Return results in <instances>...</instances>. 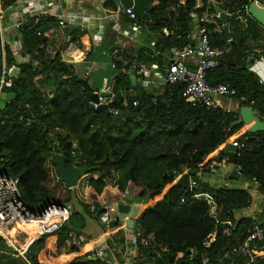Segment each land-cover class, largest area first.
I'll use <instances>...</instances> for the list:
<instances>
[{
    "label": "trees",
    "instance_id": "trees-1",
    "mask_svg": "<svg viewBox=\"0 0 264 264\" xmlns=\"http://www.w3.org/2000/svg\"><path fill=\"white\" fill-rule=\"evenodd\" d=\"M16 1L0 0L1 8L5 10ZM134 2L137 20L132 21L154 33L155 49L162 51L171 46L195 45L191 38L192 13L203 16L215 12L216 7L210 0ZM216 2L232 18L227 30L222 28L211 35L214 46L225 53L219 65L208 71L207 82L235 89L240 107H252L264 121V83L251 70V60L260 57L253 52L264 48V26L242 8L244 0ZM132 3L133 0H122L124 6ZM105 7L120 9L115 0H108ZM50 21L55 19L42 18L37 23L31 19L19 29L24 62L17 64L6 47L7 66L17 65L20 72L12 78V87L6 88L7 92H15L16 98L0 109V173L20 179V193L28 209L41 213L53 203L67 206L72 200L71 189L65 187L70 191L65 203L55 197L48 185L52 178L49 162L59 174L55 157L62 155L68 168H86L89 174L98 175L88 182L97 193L104 190L114 171L119 172L118 186L123 194L129 182L140 186L135 200L142 208L135 231L155 238L150 247L138 243L140 264H202L205 256L210 264H264V258L254 260L251 255L264 254V223L236 216L253 202L249 187L216 186L204 180L228 158L229 163L241 167L239 179L248 183L256 179L258 189L264 193V131L251 132L245 123H238L239 108L227 113L193 106L183 96L185 84L181 82L166 83L158 94L130 95L137 86L123 71L130 65L117 61L120 72L113 86L117 93L113 106L119 113L106 116L105 112H98L90 105L94 90L88 84V76L79 75L75 65L64 61L60 52L52 53V43L45 35ZM165 27L170 30L169 35L163 32ZM209 27L213 29V25ZM229 38L232 43H228ZM145 50L142 47L137 51L139 61L152 60ZM2 60L0 37V65ZM135 100L137 106L133 105ZM235 139L244 144L240 156L226 152ZM177 141L182 146L176 145ZM74 143L79 151L76 160L71 153ZM194 171L202 173L195 187L191 191L182 189L175 180ZM145 173L156 175L147 179ZM200 194H207L216 202L219 221L209 214L210 205L204 197L197 196ZM92 202L95 210L91 211V203L81 202L84 212L74 210L59 231L34 240L24 255L0 235V264H62V260H66L65 264H105L98 258L83 261L90 254L89 241L68 245L71 231H83L87 217L99 219L105 211L96 201ZM227 220L234 222L230 233L225 231ZM123 226L124 221L117 218L110 228ZM256 226L263 229V235L248 242ZM214 232L215 241L207 247L205 242ZM53 239L54 243H50ZM191 249L195 250L193 254Z\"/></svg>",
    "mask_w": 264,
    "mask_h": 264
},
{
    "label": "built area",
    "instance_id": "built-area-1",
    "mask_svg": "<svg viewBox=\"0 0 264 264\" xmlns=\"http://www.w3.org/2000/svg\"><path fill=\"white\" fill-rule=\"evenodd\" d=\"M245 3L242 8L249 13V7L252 2L257 5L264 7V0H244ZM20 3L21 10L19 12L18 19L12 23V27L19 31L21 26L28 23L31 19L35 22H39L42 18H54L59 27L65 29L70 24L78 26L80 31H85L88 28L90 20L94 16H87L80 11H68V7L76 6L81 4L83 0H17ZM123 13L129 17L131 20H137V13L135 9V2L122 8ZM230 14V13H228ZM4 10L0 8V19L3 18ZM194 16V22L197 25V32L192 35L191 38L196 42V44H189L185 47L171 46L168 49L162 51L159 49H154L152 57H161L166 61L167 68L164 74V85L184 83L185 89L183 96L188 99L193 106H205L208 109L220 110L230 113L234 109L230 106H225L223 99H235L236 90L227 87L224 84L213 85L207 82V74L210 69H213L219 65L220 58L224 55L225 50L214 46L212 41V33L221 32L225 24L221 19V12L216 11L211 14H204L203 16H197L195 12L192 13ZM231 18H232V14ZM213 25V29L209 27ZM103 30V27L101 28ZM52 32V31H51ZM165 35L170 34V30L165 27L163 29ZM41 35V32H38ZM46 35V33H45ZM233 39L229 38L228 43H232ZM55 53V51H52ZM253 55H260L258 59H254V63L251 70L264 61V48L258 47L253 52ZM112 69L117 67V57L112 53L111 55ZM12 67H7L0 65V101L1 95L6 91V88H10L13 85V77L10 76ZM141 71L146 72L145 68L141 66ZM89 74V72H87ZM149 73L146 72V75ZM261 81L264 83V77L260 76ZM163 85V86H164ZM84 90V89H82ZM93 93L98 95L97 101L90 100V104H93V108L97 109L100 106L105 105L110 114L117 115L119 110L113 105L117 100V93L112 87H104L100 90H95ZM237 107L240 108V104L236 101ZM134 106L138 105V101L133 102ZM234 147L238 150L237 155L240 156L239 150L244 146L238 139L230 141ZM72 157L76 160L79 157L78 146L76 143L73 144ZM229 164L228 158L224 159V163L221 167L227 166ZM216 165V164H215ZM237 170L241 172V167L236 165ZM56 171V169H55ZM51 177L61 180L60 175L50 169ZM180 178L176 179L178 181ZM197 182H191V190L195 187ZM256 187H259V183L256 179L252 182ZM20 179L18 177L9 176L7 174L0 173V235L6 240L18 238L20 235L24 236V239H30L29 245H20L18 248L11 244L21 255H24L28 250L30 244L41 238L44 235L53 234L61 229L63 224L68 221L71 210L68 206L53 203L44 209L41 213H34L28 209L26 206L21 193H20ZM199 197H204L210 207L209 214L219 221V207L213 198L207 194L197 195ZM122 200H125L123 198ZM91 211L95 210V202H91ZM118 218V204L117 202L109 205L105 208L99 216V221L104 230L110 229L112 223ZM31 222L36 223L35 233L31 234L23 229L25 224ZM228 226L226 232L230 233L231 228L234 227V222L227 220ZM18 226L20 230L16 229L14 235L10 232ZM132 235V240L136 249H138V243L143 247H150L154 242L155 238L153 235L144 236L140 232L135 231L133 228H129ZM263 235V229L256 226L255 232L249 237L248 242L252 241L257 237ZM216 238V232L205 242V245L209 247ZM89 237L83 232L71 231L69 234L68 245H78L84 242H88ZM193 254L194 249L190 250ZM126 252V251H125ZM96 257L100 259L105 264H130L134 260L138 261L137 255H131L128 251L123 255L120 260L110 257L107 254V246L100 245L98 248H93L92 252L87 257ZM182 254H179L181 257ZM202 264H210L208 256H205L202 260Z\"/></svg>",
    "mask_w": 264,
    "mask_h": 264
},
{
    "label": "crops",
    "instance_id": "crops-1",
    "mask_svg": "<svg viewBox=\"0 0 264 264\" xmlns=\"http://www.w3.org/2000/svg\"><path fill=\"white\" fill-rule=\"evenodd\" d=\"M107 1L108 0H83L81 4L68 7V11L80 9L84 15L94 16L91 18L89 26L85 31H80L78 26L71 24L63 29L59 27L56 20L50 21V28L46 32V35L52 43V51L60 52L64 61L74 64L79 75L88 76V84L94 91L104 87L113 88L115 80L120 72L119 69H112L111 66V55L114 53L117 57V62H122L123 65H130V68H124L123 71L128 72L130 77L132 74L136 76L135 82L132 83L137 86L130 91V95L136 96L142 95L143 93H160L161 87L164 85V74L167 64L163 58L160 59L161 57H152L153 50L157 48L154 46L157 37L154 33H148L142 23L137 24L131 19L129 21L126 18L128 16L122 11V8L125 7L122 4V0H120L122 8L119 10L105 7ZM210 1L218 6L216 0ZM198 4L201 5L202 2L199 1ZM21 6L20 3L15 2L12 6L4 10L3 18L0 19V37L3 57L1 65L3 66H7V46L10 48L12 56L17 64L24 62L26 59L22 49V35L12 27V23L18 19ZM70 26H74L71 32L69 30ZM102 27L103 30L101 29ZM196 32L197 25L194 22L192 35H195ZM142 47L146 49V55L152 60L146 62L138 60L137 51ZM162 60L164 64H161ZM141 66L145 68L149 75L141 71ZM10 67H17L19 75L20 68L17 65H12ZM253 71L259 76L264 77V61L259 63ZM87 72H89V74H87ZM223 103L225 106L232 107L234 111L239 108L236 106L237 103L235 99L224 98ZM176 145L182 146V143L177 141ZM48 166L54 173L57 172L51 162H49ZM92 178H98V175H91L89 173L83 175L76 187L71 189L73 198L69 204H67L71 213L74 210L84 212L80 202L91 203L92 201H96L101 207L106 208L124 198L125 194L120 191L118 186L119 172L114 171L112 173L108 179L107 186L101 193H97L93 187L88 185L89 180ZM204 180L216 186H231L228 182H224L225 180L222 176L215 173L205 176ZM128 187H132L131 193L133 192L132 196L135 198V194L138 192L137 189L140 190V186L138 187L129 182ZM128 187L127 192H129ZM245 187H249L253 202L250 207L239 211L236 216L237 218L251 217L257 220L256 213L258 210V203L259 201H264V193L252 182L246 184ZM136 202L139 203L138 201ZM135 227L133 229H135ZM81 232L87 234L89 237L90 253L93 248H98L103 244L107 246V254L118 260L123 258V255H125L127 251L131 255H134V257L135 255H139L138 249H136L133 241H131L133 234L127 229L125 222L122 228L104 230L99 219L87 217V226ZM13 241L18 243V238L10 239L7 243H12ZM26 241L27 239L25 242ZM50 243H54V239L51 240ZM73 255L75 256V254ZM49 263L56 264L54 262ZM65 263L66 260H62V264ZM130 264H140V261L134 260V262Z\"/></svg>",
    "mask_w": 264,
    "mask_h": 264
},
{
    "label": "water",
    "instance_id": "water-1",
    "mask_svg": "<svg viewBox=\"0 0 264 264\" xmlns=\"http://www.w3.org/2000/svg\"><path fill=\"white\" fill-rule=\"evenodd\" d=\"M119 4V7L122 8V4L120 0H116ZM216 11L221 12V19L222 22L225 24L224 29H228V24L231 20V15L222 11L220 6L215 7ZM249 13L255 18L261 25L264 26V7L257 5L256 3L252 2L249 7ZM74 26H70V32L73 31ZM251 63H254V60H251ZM10 76L13 78L18 77V68L14 67L10 72ZM131 80L134 83L136 80V76L134 74L131 75ZM16 98L15 92H3L1 95L0 101V109H3L6 106L8 101H11ZM91 99L93 101H97L98 95L96 93L92 94ZM93 108V104H90ZM98 112H105L106 116L110 115V111L108 108L103 105L96 109ZM240 119L238 123H245L249 131L251 132H258L264 131V121L260 120L257 115L254 113L252 107L242 106L240 107ZM237 148L234 147L232 144H228L226 148V152H237ZM55 161L57 164V170L60 174L62 181L64 182L66 188L73 189L78 184L81 177L88 173L86 168L81 167H72L68 168L65 162V159L62 155H56ZM213 173L222 176L225 181L229 180H238L241 177V172L237 170L236 163L231 162L227 166H223L219 169L213 170ZM202 176V173H197L194 171L193 173H184L180 179L178 180V185L186 190L191 191V182H198L199 178ZM129 192L124 195L125 200L120 199L118 204V218L125 222L127 227L134 228L137 225V218L140 214L142 205L135 201V198L132 196L131 190L132 187H128ZM249 245V243H248ZM253 255L254 260H258L264 258V254H255L251 252ZM89 260H97L96 257H86L83 261L87 262Z\"/></svg>",
    "mask_w": 264,
    "mask_h": 264
},
{
    "label": "rangeland",
    "instance_id": "rangeland-1",
    "mask_svg": "<svg viewBox=\"0 0 264 264\" xmlns=\"http://www.w3.org/2000/svg\"><path fill=\"white\" fill-rule=\"evenodd\" d=\"M145 175L147 176V179L150 177H152V179L154 178V176L156 175L153 174L152 176H149L148 174L145 173ZM158 175V180L160 178V174H157ZM156 181V180H155ZM224 182H227V181H224ZM228 184H230L231 186H234V187H240V188H244L246 186V184H248V182H246L244 179H238V180H235L234 182H228ZM48 185L51 187V189L53 190L54 192V195L57 199H60L62 201H64L65 203L67 201H65L69 195H70V191H68L65 187V185L62 183V181H59L58 179L56 180L55 178H51V180L48 182ZM137 191H139V189H137ZM133 194V192H132ZM263 201V200H262ZM81 203V202H80ZM256 218H257V221L259 223H264V201L261 202L259 201L258 203V210H257V213H256ZM7 242V241H6ZM21 242V243H19ZM22 242H25L24 240V236L23 235H20L18 237V243H14V246H17L18 248H20L21 246L20 245H23ZM9 246L13 247L11 244L13 243H7ZM25 244V243H24ZM14 248V247H13ZM148 259V258H147ZM138 260H139V257H138ZM148 261H150L148 259ZM153 261V260H152ZM154 264V263H153Z\"/></svg>",
    "mask_w": 264,
    "mask_h": 264
},
{
    "label": "bare ground",
    "instance_id": "bare-ground-1",
    "mask_svg": "<svg viewBox=\"0 0 264 264\" xmlns=\"http://www.w3.org/2000/svg\"><path fill=\"white\" fill-rule=\"evenodd\" d=\"M35 228H36V223H35V222H31V223H29V224H25V225L23 226V229L26 230V231H28V232L31 233V234H34V233H35ZM16 229H17V230H20V228H19L18 226H16V228H14V229L10 232V234H11V235H14V233L16 232ZM24 240H25V239H24ZM29 242H30V240L28 239V240L25 242V244L23 243V245L28 246V245H29ZM12 243H14V242H12Z\"/></svg>",
    "mask_w": 264,
    "mask_h": 264
}]
</instances>
